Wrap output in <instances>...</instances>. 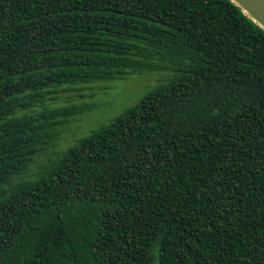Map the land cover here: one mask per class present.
<instances>
[{
	"label": "trees",
	"instance_id": "16d2710c",
	"mask_svg": "<svg viewBox=\"0 0 264 264\" xmlns=\"http://www.w3.org/2000/svg\"><path fill=\"white\" fill-rule=\"evenodd\" d=\"M159 71L26 177L85 111L47 101ZM0 264H264V30L230 0H0Z\"/></svg>",
	"mask_w": 264,
	"mask_h": 264
},
{
	"label": "rangeland",
	"instance_id": "374dc122",
	"mask_svg": "<svg viewBox=\"0 0 264 264\" xmlns=\"http://www.w3.org/2000/svg\"><path fill=\"white\" fill-rule=\"evenodd\" d=\"M169 75L168 71L130 73L122 79L74 85L68 89L65 87L56 95V100L47 101L45 106L77 105L83 106L85 111L59 127L58 136L34 157L26 177H36L64 150L93 131L107 126L113 118L138 103L145 93ZM35 110L41 108L37 106Z\"/></svg>",
	"mask_w": 264,
	"mask_h": 264
},
{
	"label": "water",
	"instance_id": "95a60500",
	"mask_svg": "<svg viewBox=\"0 0 264 264\" xmlns=\"http://www.w3.org/2000/svg\"><path fill=\"white\" fill-rule=\"evenodd\" d=\"M251 21L264 30V0H230Z\"/></svg>",
	"mask_w": 264,
	"mask_h": 264
}]
</instances>
